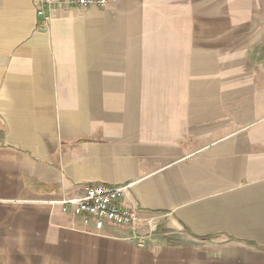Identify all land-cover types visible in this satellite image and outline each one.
Masks as SVG:
<instances>
[{
    "label": "crops",
    "instance_id": "crops-1",
    "mask_svg": "<svg viewBox=\"0 0 264 264\" xmlns=\"http://www.w3.org/2000/svg\"><path fill=\"white\" fill-rule=\"evenodd\" d=\"M185 1L0 0V264H264V68L196 62ZM94 183L134 229L62 209Z\"/></svg>",
    "mask_w": 264,
    "mask_h": 264
},
{
    "label": "rangeland",
    "instance_id": "rangeland-1",
    "mask_svg": "<svg viewBox=\"0 0 264 264\" xmlns=\"http://www.w3.org/2000/svg\"><path fill=\"white\" fill-rule=\"evenodd\" d=\"M190 0H186L187 5ZM193 6L190 11H187V16H183L182 22L185 24L189 23L190 16L188 14L193 13L195 16L200 15L199 6L200 0H192ZM203 2V12L204 6L207 5V11H209L208 25L223 28L221 31L210 30L204 36V32H198L200 38L199 40H204L206 43L208 41L209 49H204V44L197 46L194 44L196 50L194 59L196 62H201L199 58L209 57V62H216V59L211 60V58H220L219 62H223L225 67H229V64L236 63L238 58H247L242 69L261 71L264 68V48H259V44L254 43L258 39H254L255 34L262 32L264 26V0H202ZM179 6L177 7V12H179ZM207 20V17L204 16ZM195 23V22H194ZM200 24V21H196V24ZM205 22H203L204 24ZM205 37V39H204ZM207 44V45H208ZM217 46L219 49H217ZM256 47V48H254ZM241 64H243L241 62ZM216 65V64H215ZM198 66H200L198 64ZM237 65H233L232 67Z\"/></svg>",
    "mask_w": 264,
    "mask_h": 264
},
{
    "label": "built area",
    "instance_id": "built-area-1",
    "mask_svg": "<svg viewBox=\"0 0 264 264\" xmlns=\"http://www.w3.org/2000/svg\"><path fill=\"white\" fill-rule=\"evenodd\" d=\"M118 0H35L37 13L42 17V26H47L57 9L70 7H106ZM127 184L94 183L83 187L82 192L65 197L59 203L65 212L76 216L84 224L94 223L97 229L105 225L134 229L137 209L126 205L122 196ZM132 237L144 240L142 234L133 233Z\"/></svg>",
    "mask_w": 264,
    "mask_h": 264
}]
</instances>
